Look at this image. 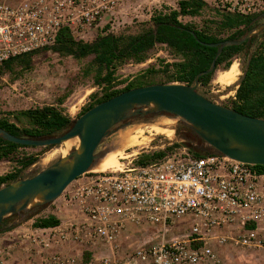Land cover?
I'll use <instances>...</instances> for the list:
<instances>
[{"label": "built area", "instance_id": "2783aa9c", "mask_svg": "<svg viewBox=\"0 0 264 264\" xmlns=\"http://www.w3.org/2000/svg\"><path fill=\"white\" fill-rule=\"evenodd\" d=\"M207 1L219 12H264V0ZM121 2L0 0V65L53 45L63 27L96 26ZM139 153L128 154L135 155L128 162L120 158L118 168L91 169L72 182L61 196L71 217L34 231L30 259L39 264H217L215 245L264 250V172L221 154L196 155L187 145L147 164L134 162ZM181 218L189 219V232L170 237ZM130 227L155 228L157 238L121 256V239ZM71 244L79 248L76 253L66 251ZM100 244L112 254L85 262L84 251ZM11 249L0 242V264L12 256Z\"/></svg>", "mask_w": 264, "mask_h": 264}, {"label": "trees", "instance_id": "16d2710c", "mask_svg": "<svg viewBox=\"0 0 264 264\" xmlns=\"http://www.w3.org/2000/svg\"><path fill=\"white\" fill-rule=\"evenodd\" d=\"M209 8L210 4L207 0H179V8L153 12L151 20L141 22L135 32L115 33L109 31L110 27L107 25L92 41L78 39L73 30L66 26L59 30L53 45L41 50L51 49L62 57L72 56L78 60L91 58L84 71L93 76L94 83L100 87V90L90 95L91 100L82 108L78 114L80 116L93 106L134 87L168 82L193 84L199 73L211 68L219 50V47L205 45L199 40L216 43L241 39L255 27L264 14V12L258 15L218 12V17H205L200 24L181 20V16H202ZM188 30L194 31L196 36ZM253 44L255 48L251 49ZM157 45L168 47L179 59L172 63L167 62L160 68L153 64L131 78L120 79L118 71L122 66L129 62H146ZM41 50L24 53L4 61L0 65V74L9 73L18 77L32 70L34 57ZM239 55H244L246 61L244 74L235 97L225 105L244 114L264 118V30L241 44L226 46L218 56L216 69L200 76V85L204 87L210 85L216 71L229 69L234 57ZM124 83L126 84L121 87L120 85ZM69 92L62 94L55 104L7 112V116L0 118V127L18 136L34 137L52 136L66 131L73 122L72 116L63 106L69 97ZM178 136L183 142H175L163 150L143 152L136 159V163L147 164L163 158L175 147L190 145L193 141L205 143L181 120ZM26 147L30 146L0 137V160L11 159L16 164L14 170L0 175V188L20 178L23 172L36 164L42 153L51 146L44 147L37 153H24L23 149ZM190 148L196 155L212 153L211 150H203L195 146ZM253 167L258 172H264V165ZM12 219H15V216L4 220L0 234L17 227L15 224L9 225ZM59 224L61 219L51 214L35 219L33 228H48ZM91 259L93 253L91 250H85L83 260L89 262Z\"/></svg>", "mask_w": 264, "mask_h": 264}, {"label": "rangeland", "instance_id": "374dc122", "mask_svg": "<svg viewBox=\"0 0 264 264\" xmlns=\"http://www.w3.org/2000/svg\"><path fill=\"white\" fill-rule=\"evenodd\" d=\"M170 8H179V0H122L116 10L113 13L104 14L103 18L98 20L96 26L90 28H74L73 33L78 39L92 41L103 32V28L107 25L110 27L109 31L115 33L125 31L135 32L138 30V26L141 22H148L151 20L153 12L162 9L169 10ZM218 12L219 11H215L210 7L204 11L202 16H181V20L184 22H195L200 24L205 17H218ZM263 22L264 16L261 15L255 27ZM254 48L255 44L251 46V49ZM177 59L179 58L175 57L168 47L157 45V47L151 51L150 58L146 62H129L119 69L118 75L120 76V79L131 78L132 76L145 71L153 64L160 68L167 62L172 63ZM90 60L91 58L78 60L72 56L62 57L51 49L41 50L34 57V68L32 70L21 76L19 75L18 77L9 73L3 75L0 74V118L7 116V112L19 111L33 106L55 104L62 94L70 91L69 97L63 106L72 116L73 120L76 119L82 108L90 102V95L93 92L100 90V87L94 83L93 76L88 75L84 71ZM234 62L238 63L240 69V74L235 84L226 86L217 82V74L221 71V69H219L216 71L210 85L206 87L199 85V91L216 102L223 104L230 103L229 101L235 97L239 82L244 74L246 64L244 55L234 57L233 63ZM125 84L126 83L121 84L120 86L122 87ZM11 118L12 120H15L14 117ZM130 126L108 136L100 145L98 153H100L103 158L111 153H116L120 158L123 157L125 153L128 155L133 152H155L156 150H163L162 148H166L167 146L172 145V143L183 142L178 136L180 120L167 114H148L143 117H136L133 119V123ZM163 127L164 129L170 130L166 133L156 131L157 128L163 129ZM187 146H195L196 148L203 150L209 149L206 143L196 141L190 142V145ZM42 148L44 147L30 146L23 149V152L37 153L41 152ZM60 148L62 147H50L43 152L40 156V160L26 169L22 176H32L45 166L53 163L62 156ZM133 156L135 155L126 158L125 162L131 160ZM43 158L45 161H43ZM121 162H123V160H121ZM15 166L16 164L11 159L0 160V175L14 170ZM95 167L96 166H94L93 169H95ZM72 213L73 211H68L63 207V197H60L55 202L32 211L25 216L22 223L16 226L25 225L26 227H32L35 219L51 214L56 215L63 222L68 220ZM17 219V217L12 219L9 225L15 224ZM147 231L149 235L152 236L151 238L150 236L147 237V241L152 238H157V229L146 228L142 230V234L135 239L134 242L137 244L133 247H128V250L126 249L124 252L122 251L119 255L125 256L136 246L143 244V238H145ZM187 232H189V219L181 218L180 221L175 223L174 227L169 230V236L182 237ZM122 240L123 238L121 241ZM215 249L220 259L217 264H264V250L247 249L232 244L224 246L215 245ZM99 255L103 256L106 254L102 253V255ZM10 258H8L3 264H5ZM30 258L32 257L29 255L27 258L28 264H39V262L32 261ZM10 263L13 264V261H10Z\"/></svg>", "mask_w": 264, "mask_h": 264}, {"label": "water", "instance_id": "95a60500", "mask_svg": "<svg viewBox=\"0 0 264 264\" xmlns=\"http://www.w3.org/2000/svg\"><path fill=\"white\" fill-rule=\"evenodd\" d=\"M264 16V14H263ZM264 30V22L236 40L205 45L219 47L212 66L199 73L193 84L153 83L123 91L84 112L66 131L52 136H18L0 127V137L36 147L72 144L65 154L32 176H21L0 188V231L5 219L15 216L18 225L32 211L62 196L67 187L94 168L103 158L98 149L116 131L136 117L167 114L183 121L208 146L221 154L251 165H264V118L250 116L219 103L199 91L200 76L216 69L218 56L231 44H241ZM190 31L194 36L196 33Z\"/></svg>", "mask_w": 264, "mask_h": 264}, {"label": "crops", "instance_id": "0c3cea01", "mask_svg": "<svg viewBox=\"0 0 264 264\" xmlns=\"http://www.w3.org/2000/svg\"><path fill=\"white\" fill-rule=\"evenodd\" d=\"M145 228H139V227H130L124 234L123 240L121 241V247L118 251L119 254L121 252L128 250V247H133L137 243H135V239L139 237L142 233L141 231ZM153 229V228H152ZM36 229L32 227H26L25 225L18 226L12 230L5 231L0 234V242L4 246H12L13 249L10 250L12 252V257L5 263V264H12L10 261H13V264H28V256L30 255L29 246L32 243L31 236L34 233ZM145 238H143L144 242H147V237H149V233L145 234ZM152 236H150L151 238ZM142 240V241H143ZM142 242V243H144ZM10 244V245H7ZM91 252L93 253V257H102L99 254L102 255L106 254H112V251L109 247L100 244L97 246H90ZM66 251H70L69 253H75L79 248L75 246V244H71L67 247H65ZM105 256V255H103ZM17 261V262H15ZM20 262V263H19ZM26 262V263H24ZM38 263V262H37ZM35 264V263H34Z\"/></svg>", "mask_w": 264, "mask_h": 264}, {"label": "bare ground", "instance_id": "6f19581e", "mask_svg": "<svg viewBox=\"0 0 264 264\" xmlns=\"http://www.w3.org/2000/svg\"><path fill=\"white\" fill-rule=\"evenodd\" d=\"M240 74V69H239V65L237 62H234L231 67H229V69L227 70H221L220 72H218L217 74V82L224 84L226 86H231L233 84H235L238 80V76ZM163 118V117H162ZM164 120V119H163ZM166 123V122H165ZM171 123V122H170ZM169 124V123H168ZM158 125V122H157ZM170 126V125H169ZM131 127V126H130ZM153 127V126H151ZM128 129V128H127ZM124 130V129H123ZM130 130V129H129ZM138 130V129H137ZM170 129H163L162 128H157L156 131L157 132H162V133H166L168 132ZM172 130V129H171ZM174 130V129H173ZM140 131V130H139ZM138 131V132H139ZM154 131V130H153ZM136 132V130H135ZM126 133V132H125ZM124 133V134H125ZM159 133V134H160ZM172 133V132H170ZM126 135V134H125ZM124 135V136H125ZM174 135V134H173ZM167 136V135H166ZM142 137V136H141ZM132 138V137H131ZM138 138V137H137ZM133 139V138H132ZM136 140V137H135ZM140 141V140H139ZM135 142V141H134ZM136 144V143H134ZM72 144L67 143L66 144V149L64 146H61L62 148H60V150L62 151V154H65L67 152V150L70 148ZM133 146V145H132ZM130 155H123V157L120 158H129ZM120 158L118 157V155L116 153H111L109 155H107L105 158H103L95 167L96 170H107L109 168H118L122 162L120 160ZM44 159V158H43ZM45 161V159L43 160Z\"/></svg>", "mask_w": 264, "mask_h": 264}]
</instances>
